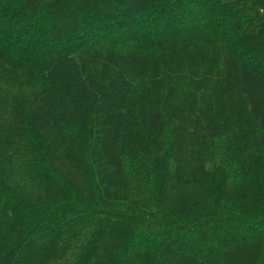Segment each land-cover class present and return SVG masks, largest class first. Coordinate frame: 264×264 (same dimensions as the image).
I'll use <instances>...</instances> for the list:
<instances>
[{
  "label": "trees",
  "instance_id": "16d2710c",
  "mask_svg": "<svg viewBox=\"0 0 264 264\" xmlns=\"http://www.w3.org/2000/svg\"><path fill=\"white\" fill-rule=\"evenodd\" d=\"M0 264H264V0H0Z\"/></svg>",
  "mask_w": 264,
  "mask_h": 264
}]
</instances>
